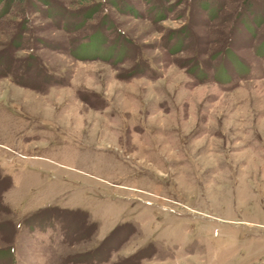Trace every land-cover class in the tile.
Returning <instances> with one entry per match:
<instances>
[{"label":"rangeland","instance_id":"obj_1","mask_svg":"<svg viewBox=\"0 0 264 264\" xmlns=\"http://www.w3.org/2000/svg\"><path fill=\"white\" fill-rule=\"evenodd\" d=\"M93 1L0 0V264H264V0Z\"/></svg>","mask_w":264,"mask_h":264},{"label":"trees","instance_id":"obj_2","mask_svg":"<svg viewBox=\"0 0 264 264\" xmlns=\"http://www.w3.org/2000/svg\"><path fill=\"white\" fill-rule=\"evenodd\" d=\"M17 1H19V3H20V5H21V7H25L26 6V4L29 2V0H17ZM42 2H43V4H45L46 6H47V8L48 9H46V11L45 12H47V16H51L50 15V13L53 11L52 10V8H55V6H56V4L54 3V0H41ZM104 1H106V2H111L110 0H104ZM91 6H92V8H94L95 9V7H97L98 6V8H99V6H100V2H99V0H94L93 1V3H91ZM63 9V11H62V13L61 14H66V13H71V11L70 10H68L65 6L64 7H62ZM91 9V8H90ZM57 12H60V10H57ZM63 14V15H64ZM91 14V13H90ZM87 18H89V16L87 17Z\"/></svg>","mask_w":264,"mask_h":264}]
</instances>
